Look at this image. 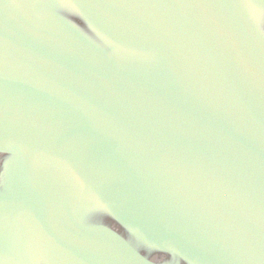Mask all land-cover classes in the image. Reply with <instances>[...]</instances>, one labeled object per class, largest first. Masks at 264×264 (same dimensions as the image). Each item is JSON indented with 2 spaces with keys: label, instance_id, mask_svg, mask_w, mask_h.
Here are the masks:
<instances>
[{
  "label": "water",
  "instance_id": "1",
  "mask_svg": "<svg viewBox=\"0 0 264 264\" xmlns=\"http://www.w3.org/2000/svg\"><path fill=\"white\" fill-rule=\"evenodd\" d=\"M0 264H264V0H0Z\"/></svg>",
  "mask_w": 264,
  "mask_h": 264
}]
</instances>
